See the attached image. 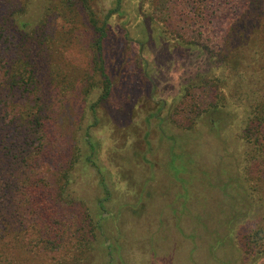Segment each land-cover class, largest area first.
<instances>
[{
  "label": "rangeland",
  "instance_id": "1",
  "mask_svg": "<svg viewBox=\"0 0 264 264\" xmlns=\"http://www.w3.org/2000/svg\"><path fill=\"white\" fill-rule=\"evenodd\" d=\"M8 1L25 5L19 19L31 24L30 42L46 24L41 36L54 68L47 92L57 104L46 108L42 165L34 172L46 178L43 208L64 214L71 230L91 240L71 247L76 263L263 264L246 238L264 232V123L247 126L252 108L264 103V66L254 60L261 50L254 36L243 44L237 34V58L219 60L228 55L227 27L238 20L240 2L215 1L203 18L175 15L166 30L156 15V22L147 17L144 0H119L117 8V0H93L91 11L108 15L103 77L93 31L74 25L79 17L60 0H0V19ZM8 34L0 35V59ZM211 102L215 108L205 112ZM76 152L63 193L73 203L54 204V182ZM44 227L33 230V247ZM37 248L35 262L43 256L54 264L45 246L44 254Z\"/></svg>",
  "mask_w": 264,
  "mask_h": 264
},
{
  "label": "trees",
  "instance_id": "2",
  "mask_svg": "<svg viewBox=\"0 0 264 264\" xmlns=\"http://www.w3.org/2000/svg\"><path fill=\"white\" fill-rule=\"evenodd\" d=\"M215 1L218 0H144V3L151 9V14L147 15L150 21L156 22L154 18L156 15L163 22V28L168 30L171 29L169 20L173 16L184 17L185 13L203 18L209 9L212 10L210 7ZM237 1L240 2L241 13L238 20L228 24L224 42L228 55L219 60L231 62L237 58L232 46L234 43L232 38L235 35H241L243 44H248V40L254 36L253 48H257L258 44L261 50L257 52L254 60L259 63L257 65L263 67L264 55L261 52L264 47V0ZM91 2L93 0H60L59 3L62 9L68 10L69 14L74 12L79 17L74 19V25L78 23L79 27L82 23L83 27L87 26L93 31V54L99 64L100 76L104 77L99 51L102 48L103 39L107 36L105 29L108 15L106 18H101L93 13L90 8ZM118 4L119 0L116 2V8ZM24 6V4L20 6L16 3L12 4V1L9 2L7 10H4L0 19V35L5 30L10 33L9 38L7 37L4 42L7 46L1 48L4 53L0 59V69L1 72L3 71V74H0V264H46L48 259L39 256L35 262L36 254L30 253L32 249L37 248L33 247L34 241L30 237L33 236V230L42 224L45 226L43 231L36 232L39 252L44 254L46 249L47 253L53 254L56 259L54 264H78L76 260H80V255H76L77 252L75 254L77 258H75V255L70 254L75 251L70 250L76 245L79 249L86 235L81 234L80 230H71V226L65 221L64 214L49 208L48 210L52 211L50 212L46 210V207L43 208L46 205L45 195L42 193L46 178L39 172H34L42 165L46 108L51 102L55 106L57 99H53L47 92L48 84L52 82L49 76L54 68L48 70L49 52L46 50L45 54L41 36L46 24H40L38 40L33 38L30 42L28 28L31 24L26 23L24 19H19ZM61 13L64 18L67 16L64 10ZM68 19L70 25L73 19ZM172 35L174 39H179L178 43L185 44L184 41L181 42L180 35H175V32ZM27 43L33 46L26 47ZM187 45L192 46V43H186ZM211 78L217 79L214 76ZM19 94L23 95L20 100L16 98ZM212 103L214 102L206 106L205 112L215 108L216 105ZM252 109L250 120L247 122L248 128L257 122L260 125L264 123V103ZM248 132L249 130L246 129L244 134ZM90 150H93L92 146ZM78 156L76 152L69 158V164L66 172L62 174V179L59 180V177L55 180L54 204L73 203V200L63 199V193L69 182L68 170L76 164ZM89 163L90 160H87L85 164ZM35 208L37 209L34 210ZM31 210L38 211L42 215L32 214ZM31 215L36 219L29 218ZM46 218L48 226L44 222ZM66 226L68 230L65 231L63 228ZM45 231L47 237H45ZM65 235L68 240L67 247L63 246ZM246 238L251 251L258 253L264 259V232L254 231ZM90 243L91 240L86 239V244ZM43 246H45L44 250ZM83 253L86 254V249ZM67 259L70 260L67 261Z\"/></svg>",
  "mask_w": 264,
  "mask_h": 264
}]
</instances>
